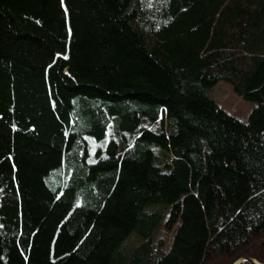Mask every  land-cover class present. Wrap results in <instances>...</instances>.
I'll use <instances>...</instances> for the list:
<instances>
[{
    "label": "trees",
    "instance_id": "1",
    "mask_svg": "<svg viewBox=\"0 0 264 264\" xmlns=\"http://www.w3.org/2000/svg\"><path fill=\"white\" fill-rule=\"evenodd\" d=\"M242 255L264 263V0H0V264Z\"/></svg>",
    "mask_w": 264,
    "mask_h": 264
},
{
    "label": "rangeland",
    "instance_id": "2",
    "mask_svg": "<svg viewBox=\"0 0 264 264\" xmlns=\"http://www.w3.org/2000/svg\"><path fill=\"white\" fill-rule=\"evenodd\" d=\"M209 96L225 108L230 114L244 123L249 122L251 113L257 106L256 103L247 101L238 95L234 91L232 85L226 81H220L212 90H210ZM159 237L167 240V242H172L173 233L169 232L166 228H161L157 232V238ZM136 243L137 238L131 236L127 243H125L126 250L129 251V248Z\"/></svg>",
    "mask_w": 264,
    "mask_h": 264
},
{
    "label": "water",
    "instance_id": "3",
    "mask_svg": "<svg viewBox=\"0 0 264 264\" xmlns=\"http://www.w3.org/2000/svg\"><path fill=\"white\" fill-rule=\"evenodd\" d=\"M243 261H249V262H251L253 264H264V263L259 262L257 259H255V258H253V257H251L249 255H242V256H240L238 259H236L233 262V264H240Z\"/></svg>",
    "mask_w": 264,
    "mask_h": 264
}]
</instances>
